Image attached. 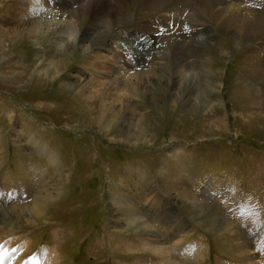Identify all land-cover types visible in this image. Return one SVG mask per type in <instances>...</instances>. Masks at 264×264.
Returning a JSON list of instances; mask_svg holds the SVG:
<instances>
[{
  "label": "rangeland",
  "instance_id": "rangeland-1",
  "mask_svg": "<svg viewBox=\"0 0 264 264\" xmlns=\"http://www.w3.org/2000/svg\"><path fill=\"white\" fill-rule=\"evenodd\" d=\"M24 1L37 32L27 23L14 37L0 19V264H264V26L184 22L196 48L185 44L179 64L165 26L157 44L141 39L162 13L128 0L125 30L142 45L129 69L148 75L116 90L79 75L82 49L106 42L88 26L98 7L81 22L88 40L61 49L65 0ZM43 178L52 196L35 211Z\"/></svg>",
  "mask_w": 264,
  "mask_h": 264
},
{
  "label": "bare ground",
  "instance_id": "bare-ground-1",
  "mask_svg": "<svg viewBox=\"0 0 264 264\" xmlns=\"http://www.w3.org/2000/svg\"><path fill=\"white\" fill-rule=\"evenodd\" d=\"M5 1L6 0H4V2ZM23 1L24 0H15V2L12 1V2H14V5L8 7L7 5L2 6L3 0H0V7H2L0 9V16H1L0 19L1 20L4 19V17H6L7 15L10 16V18H7V20L5 18L4 21L12 22V24L14 23L15 30L13 33L11 32L12 34H14V37L19 36V34L22 33V31L20 29H22L23 26L27 25V23L29 25H33V26H31L32 28H30L31 31H36V29H37L34 26V23L35 24L38 23L35 20L38 18L39 14L33 13V16L30 17L29 13H31L32 9H30L29 5L24 4ZM116 1H115V3H116L115 6H113L109 2V0H92V1H90V0H65L64 2H62L63 6L61 8L63 10L61 11V14H63L64 18H63V21L60 20V23H61L62 32H64V35L62 36V39H61L62 41L60 42L59 46H61L60 47L61 49H62V47L65 48L64 46H66V47H68V49H70V46H72V45L78 46L80 44V42L87 41L88 38L83 37L81 35V28H80L81 22L82 23L86 22L87 19L90 17L89 16L90 11L93 8L98 7L97 8L98 9L97 14H99V15L97 16V18L92 20L91 25L88 22V26L90 28H92L91 26H93V27L101 26L102 30H107L106 32L103 31L106 34L105 35L106 42H104V44H101L102 49L98 50L100 53H97V54L91 55L92 52L89 51L88 48L82 49L84 52V54H82V59L83 60L89 59V61H87V65H85L84 68L81 66L82 69H84V70H82V69L79 70V72H82L79 75H82L83 72H86L89 70V71L96 72L97 74H99L102 77V79L108 80V78H114L112 81H108L109 83H107V82L106 83L110 84L111 85L110 87H114L116 90H117V88H116L117 85L120 83L119 78H124L127 75L128 80L125 78L127 81V84L124 83V86L127 87L128 90H130V85H134L136 82L138 84L141 83L140 85H142L144 83L145 76H146L145 74H147V72L144 71V73L142 72L141 74L136 75V74H132L130 69H129L131 56H133V55L140 56L141 55L140 49L137 50L136 46H138L140 48L142 45L140 46L139 45L140 43L135 44L134 43L135 36L133 35V33H131V32L128 33V30L127 29L125 30V28L130 24V19L127 18V16H125V11L127 8L126 9L124 8V6L126 5L125 3L128 0H123V1L116 0ZM250 2H249V0H212V4H208L207 0H140V2H136V4H134V9H135V7H139L141 9V10L139 9L140 12L142 11V13H144V11H146V10L150 11L152 9L153 11H155V14H153V16L159 14L160 12L162 13V15H160L157 18V20H160V22H158V23L156 21L153 22V19H151L150 21L142 22L143 27L138 26L140 30L142 29L141 31L143 34L146 33V35L144 37H142V38L140 37V38L143 41L147 42L148 44H150V43L157 44L159 39L157 38L156 34H158L160 31V30H158V26H165L166 28L161 30V31H163L164 34L159 33L160 34L159 36H161V38H162L161 42H163V40L169 41L167 46L171 47L170 50H174L171 52L174 53L173 55H175V57L178 59V57H179L178 52L182 51L183 48H185V44L190 45L191 47H194L196 44V42L194 40L195 35H196V31L193 32V36H191L192 41H191V43H189L188 39L190 37H188V34H186L185 31H183L184 22H186L188 25H190L191 28L193 29L194 27L198 26V24H202V26L203 25L207 26L206 24L211 22V20H216L219 22V24H224L226 26L233 27L235 29H239L243 33H247L250 31L254 32L255 29L259 25L264 26V20H258L257 16H255V14H258L260 12L261 8H264V0H259L257 2H256V0H250ZM20 3H22V4H20ZM107 5H111L113 7L108 8ZM46 6L50 7L48 5H46ZM34 8H35V6H34ZM156 10H158V11H156ZM55 11L57 12L56 9L54 10V12ZM140 12H138V13H140ZM97 14L95 13V15H97ZM148 14H149V12H148ZM200 15L202 17V20L198 19V17H200ZM12 16H14V17H12ZM139 17H140V19H137L138 21L142 20L143 15L139 16ZM31 19L33 21H31ZM41 24H42V26L40 25L41 28L45 27V29L46 28L48 30L51 29L52 23H49L48 25H46V24H43V22H41ZM54 25L57 26L58 21L55 22ZM54 25H53V27H54ZM171 25H172V27L174 25V27L171 28L170 27ZM116 27H118L120 29L119 31H121V30L126 31V33H127L126 45H128V49H126L125 46H122L119 43L120 41L123 40L121 37H119L118 35L114 36V33H116ZM145 30H148V32L150 31L152 34L149 35L148 32H143ZM203 30L204 29H202V31ZM261 31H262L261 33L256 32L258 34V36H256V37L264 36V27H263V30H261ZM103 32L101 31V35ZM199 33H201V30L197 34H199ZM22 36H23V34H22ZM1 39H2V37H1ZM3 39H4V37H3ZM108 39L112 40V43L110 41H108ZM141 44L144 45L143 42H141ZM161 45H162V43L160 44V46ZM195 48H196V46H195ZM16 49H18V48L16 47ZM102 52H104L105 54H103ZM75 56L76 55H74L73 52H71V56H69V57L75 58ZM84 57H87V58L84 59ZM179 60L180 59H178V61ZM183 62L184 61L182 60V61H179L178 63L181 64ZM71 65L72 64L69 63L67 69H69L71 67ZM60 67H62V66H57L56 68L59 69ZM178 68H180V67H178ZM178 71L181 73L180 69ZM135 80H136V82H135ZM136 87H137V85H136ZM100 101L102 102V98H100ZM50 154H51L50 155L51 159H53L55 162L56 158L52 155V153H50ZM46 155L48 156L49 153H47ZM166 179L168 180V179H170V177L168 176V177H166ZM43 180H44V178L41 180L42 182L41 181H39V182H41L43 184L44 183ZM48 186H50V185L43 184L42 191H41L42 193L39 196V198L36 199L37 206H35V211H40L44 207L46 201H48V197H50V195H51V191H49L47 189ZM56 189L58 191V188H56ZM54 191H56V190H54ZM54 195H55V193H54ZM119 211L125 217L128 216V213H130V214L133 213L132 210L127 209L126 207L119 208ZM138 219H140V218L131 219V223L134 224L135 222L138 221ZM137 225H139V224H137Z\"/></svg>",
  "mask_w": 264,
  "mask_h": 264
}]
</instances>
